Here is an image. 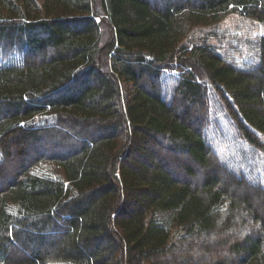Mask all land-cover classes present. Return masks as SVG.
I'll return each mask as SVG.
<instances>
[{
  "label": "trees",
  "instance_id": "trees-1",
  "mask_svg": "<svg viewBox=\"0 0 264 264\" xmlns=\"http://www.w3.org/2000/svg\"><path fill=\"white\" fill-rule=\"evenodd\" d=\"M234 23L264 0H0V264H264V35Z\"/></svg>",
  "mask_w": 264,
  "mask_h": 264
},
{
  "label": "rangeland",
  "instance_id": "rangeland-1",
  "mask_svg": "<svg viewBox=\"0 0 264 264\" xmlns=\"http://www.w3.org/2000/svg\"><path fill=\"white\" fill-rule=\"evenodd\" d=\"M38 2L41 4L42 0H38ZM94 8H95V10L98 8V2L97 1H95ZM96 19L101 24L100 25L101 26V29H100V43L104 44L105 42H107L109 40V38L112 35V26H111L110 21L106 17L103 18V19L100 18V17L96 18ZM231 26L234 28L233 30L239 31V33H236V35H238V36L239 35L241 36V34H242V36L244 34L245 35H249V36H252V35L263 36L264 35V24H257V25L254 24L252 26H249V25H247V23H241L238 26V23H234V24H231ZM1 62H2V60L0 58V63ZM152 145L154 146L155 144L153 143ZM157 147H158V144H157V146L155 148V151L158 152L157 154L161 155L162 161L164 163L168 162L169 164H171L173 166V168H174L173 170L176 172V174H178V176L180 178H182V179L185 178L186 176H185L184 172L182 173V170H181V166L184 163V160L180 159L181 162H179L178 164H175V162L172 161L173 158H175L173 155L166 153L167 151H165L163 147H160V146H159L160 148H157ZM185 162H187V160ZM40 170H41L40 172H43L45 174L51 173L53 175H58L59 174V176H61V171L59 170V168L57 166H55L53 164L43 165V167L40 168ZM195 170L198 171L199 175H200L201 168L196 167ZM186 178H188V180L193 181V179L190 178V177H186ZM224 237H225L224 235H220V238H224ZM223 250H225V249H220V252L218 250L217 251L218 255H223L221 253ZM205 262H207V260H204V263ZM201 264H203V263H201Z\"/></svg>",
  "mask_w": 264,
  "mask_h": 264
}]
</instances>
